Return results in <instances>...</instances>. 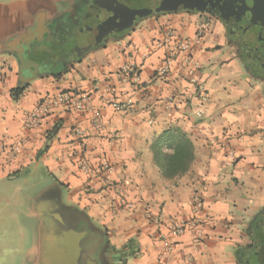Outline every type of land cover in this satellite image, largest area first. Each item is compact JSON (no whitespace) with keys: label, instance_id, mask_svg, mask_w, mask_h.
I'll return each instance as SVG.
<instances>
[{"label":"crops","instance_id":"obj_1","mask_svg":"<svg viewBox=\"0 0 264 264\" xmlns=\"http://www.w3.org/2000/svg\"><path fill=\"white\" fill-rule=\"evenodd\" d=\"M59 7L60 0H0V264H44L35 225L49 209L37 195L53 181L74 207L63 215L76 224L75 209L84 211L125 264H239L264 210V99L224 28L200 14L152 16L61 75L27 76L15 51L45 31ZM182 39L200 63L195 82L182 55L166 76L157 73ZM15 88L23 89L17 98ZM80 92L100 110L99 127L91 112L53 104L37 127L24 128L36 105ZM108 97L130 103L115 110ZM169 129L194 147L189 168L175 176L164 174L154 150ZM82 159H106L113 170L86 175ZM180 221L192 225L174 235Z\"/></svg>","mask_w":264,"mask_h":264},{"label":"flooded vegetation","instance_id":"obj_2","mask_svg":"<svg viewBox=\"0 0 264 264\" xmlns=\"http://www.w3.org/2000/svg\"><path fill=\"white\" fill-rule=\"evenodd\" d=\"M127 10H153L160 0H112ZM232 13L226 8L223 13L211 9L196 10L187 6L153 12L145 18L137 17L130 27H123L128 21L120 14H112V7L106 0H60L58 14L46 23L45 31L37 34L24 49L15 51L21 70L27 76L61 75L89 52L105 46L114 38H122L144 19L172 12L200 14L217 21L225 30V38L235 49L236 56L250 78L260 86L264 99V0H235ZM111 7V8H110ZM227 11V12H226ZM37 38H43L39 41ZM80 229L89 224L84 216L75 219ZM264 228V210L253 223L250 241L241 251L239 264H263L256 253L262 246L260 231ZM82 238L80 262L86 258L95 259L98 264H115V252L105 232L86 229ZM262 232V231H261ZM264 237V231L262 232ZM262 237V238H263ZM121 263L120 261H118Z\"/></svg>","mask_w":264,"mask_h":264},{"label":"water","instance_id":"obj_3","mask_svg":"<svg viewBox=\"0 0 264 264\" xmlns=\"http://www.w3.org/2000/svg\"><path fill=\"white\" fill-rule=\"evenodd\" d=\"M106 1L112 7L111 12L113 15L120 16L121 14L124 19L128 21L126 24H123V27L126 28H130L135 23L137 17L145 18L153 12L171 10L178 6L185 7L189 5L196 10H204L207 8L217 13H223L222 9L226 8V10L232 13V7L239 4V2L235 0H160L157 8L153 10L131 11L116 4L112 0ZM52 185V189L45 191V193L41 190L37 195V200L42 201L49 209V214H45L46 218H44L42 214L41 223L35 225V228L41 233V239L45 247L44 253L46 257H44L46 259L43 262L44 264H82L80 262L83 251L81 242L82 238L87 233L86 229L91 228L102 232L105 231L91 220L87 221L89 226L83 229H80L75 223L68 220L67 217L63 215L62 211L64 209H74V207L65 202L64 187L54 181ZM75 210L85 216L84 211L77 208ZM261 231L263 232L264 228ZM261 231L259 239L262 246L256 253L259 254L257 257L258 260H261L264 264V237ZM85 264H98V262L91 257H87Z\"/></svg>","mask_w":264,"mask_h":264},{"label":"built area","instance_id":"obj_4","mask_svg":"<svg viewBox=\"0 0 264 264\" xmlns=\"http://www.w3.org/2000/svg\"><path fill=\"white\" fill-rule=\"evenodd\" d=\"M192 52V42L187 39L177 40L172 44V49L163 60L161 66L158 67L157 73L160 77L166 76L175 60L177 55H182V58L185 63L189 64L191 67L188 71L191 81L195 82L194 71L200 68V63L191 57ZM106 102L110 106L113 107L115 110H124L127 108L130 102H122L118 100L116 97H108ZM53 104H62L69 110H75L79 112H91L94 118L95 126H100L101 121V113L98 108L93 106L90 96L85 92H80L76 94H66V93H59L54 97L36 105L26 117L24 122L25 129H32L37 127L43 116L49 111L50 106ZM198 117H202L203 112L200 110L196 113ZM78 134L82 133L79 130L77 131ZM22 144V140H18L17 146ZM80 169L86 175L95 174L99 177L104 176L105 174L108 175L111 170H113L110 162L106 159H102L98 165L91 164L87 159H82L80 162ZM203 207L202 200L197 196L194 198V211L197 213ZM192 224H186L182 221L173 224L172 232L174 235H181L183 234L188 227Z\"/></svg>","mask_w":264,"mask_h":264},{"label":"trees","instance_id":"obj_5","mask_svg":"<svg viewBox=\"0 0 264 264\" xmlns=\"http://www.w3.org/2000/svg\"><path fill=\"white\" fill-rule=\"evenodd\" d=\"M12 92L17 98L23 93V89L15 88ZM154 150L156 157L158 155L157 158H161L158 161L167 176H175L185 172L194 157L193 144L180 129H169L160 135L154 143Z\"/></svg>","mask_w":264,"mask_h":264},{"label":"rangeland","instance_id":"obj_6","mask_svg":"<svg viewBox=\"0 0 264 264\" xmlns=\"http://www.w3.org/2000/svg\"><path fill=\"white\" fill-rule=\"evenodd\" d=\"M206 20H209V19H206ZM54 185V184H53ZM53 185H49V184H46L44 187H42L41 188V190L45 193V191H49L50 189H52L51 187H53ZM42 192V193H43ZM107 234V233H106ZM120 254V255H119ZM122 256H121V252H117L116 254H115V261L117 262V263H115V264H125L124 263V261H123V259L121 258ZM122 259V260H121ZM118 261H120L121 263H119Z\"/></svg>","mask_w":264,"mask_h":264}]
</instances>
